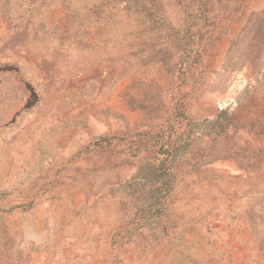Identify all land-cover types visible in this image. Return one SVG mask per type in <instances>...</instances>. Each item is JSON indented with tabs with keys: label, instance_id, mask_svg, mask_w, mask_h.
<instances>
[{
	"label": "rangeland",
	"instance_id": "374dc122",
	"mask_svg": "<svg viewBox=\"0 0 264 264\" xmlns=\"http://www.w3.org/2000/svg\"><path fill=\"white\" fill-rule=\"evenodd\" d=\"M0 264H264V0H0Z\"/></svg>",
	"mask_w": 264,
	"mask_h": 264
},
{
	"label": "trees",
	"instance_id": "16d2710c",
	"mask_svg": "<svg viewBox=\"0 0 264 264\" xmlns=\"http://www.w3.org/2000/svg\"><path fill=\"white\" fill-rule=\"evenodd\" d=\"M164 153H166V154H169V152L168 151H164ZM164 161V159L163 160H160L159 162H160V164L162 163Z\"/></svg>",
	"mask_w": 264,
	"mask_h": 264
}]
</instances>
